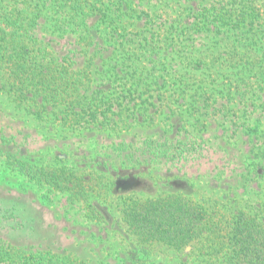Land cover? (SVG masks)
<instances>
[{"label":"rangeland","instance_id":"rangeland-1","mask_svg":"<svg viewBox=\"0 0 264 264\" xmlns=\"http://www.w3.org/2000/svg\"><path fill=\"white\" fill-rule=\"evenodd\" d=\"M177 1L110 5L126 14L117 12L120 22L109 27H94L95 16L86 20L93 35L87 49L94 54L86 103L107 110L111 98L106 120L117 129L40 121L0 92V118L10 133L19 132L20 154L38 165L75 167L89 180L100 177L104 191L92 200L102 217L95 225L81 206L67 204L66 195L9 173L0 157V204L20 199L37 213L39 223L34 220L48 229L52 244L91 264H209L195 258L198 242L178 251L141 245L122 221V203L130 197L180 195L210 211L264 210V64L235 65L233 38L215 35L196 18L205 5ZM141 11L150 19L138 18ZM49 28L41 30L63 53L75 35ZM254 121L257 132L247 131ZM11 224L0 216V236L13 233L21 246L40 243Z\"/></svg>","mask_w":264,"mask_h":264},{"label":"trees","instance_id":"trees-1","mask_svg":"<svg viewBox=\"0 0 264 264\" xmlns=\"http://www.w3.org/2000/svg\"><path fill=\"white\" fill-rule=\"evenodd\" d=\"M152 1L33 0L30 5L27 0H2L0 92L18 110H26L40 121L54 118L62 127L81 129L112 123L110 126L117 129L113 119L106 120L105 113L113 106L111 98L105 100L107 110L103 105L86 103L94 60V54L87 49L93 35L86 20L95 16L94 27L102 23L109 27L120 22L117 12L126 14L120 8L123 5H151ZM188 3L205 5L196 15L202 19L203 27L223 38H233L230 57L235 59V65L244 68L246 64H264V0H189ZM176 4L182 5L179 0ZM110 5L120 7L112 11ZM141 16L145 20L151 17L145 11L138 18ZM43 26L50 27L53 34H74L75 40L68 42L69 47L60 53L55 50L54 40L41 30ZM261 70L264 75V65ZM261 105L264 107V99ZM257 125L258 121H254L247 131L257 132ZM9 129L0 118V157L8 172L66 195L67 204L81 206L89 222L100 224L102 217L92 200L104 192L101 178L89 180L75 167L38 165L30 161L20 154L19 132L10 133ZM259 154L264 159V152ZM19 200L3 201L1 218L13 221L12 230L42 244L21 246L14 243L13 233L9 239L0 236V264H91L79 253L52 244L49 238L52 235L45 233L48 229L38 227L37 213ZM260 212L261 215L246 207L231 212L210 211L180 195L130 197L123 201L121 211L122 221L141 245L160 244L178 251L198 242L199 247L193 252L195 258L209 264H264V210ZM38 229L41 236L37 235Z\"/></svg>","mask_w":264,"mask_h":264}]
</instances>
